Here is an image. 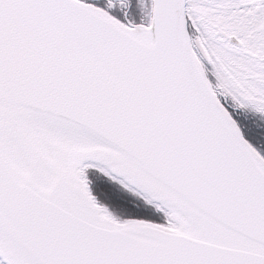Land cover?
Listing matches in <instances>:
<instances>
[{"label": "snow or ice", "instance_id": "6c2138e0", "mask_svg": "<svg viewBox=\"0 0 264 264\" xmlns=\"http://www.w3.org/2000/svg\"><path fill=\"white\" fill-rule=\"evenodd\" d=\"M0 264H264V0H0Z\"/></svg>", "mask_w": 264, "mask_h": 264}]
</instances>
